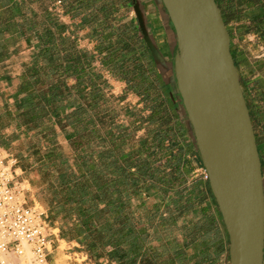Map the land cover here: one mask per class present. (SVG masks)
<instances>
[{
    "label": "crops",
    "instance_id": "obj_1",
    "mask_svg": "<svg viewBox=\"0 0 264 264\" xmlns=\"http://www.w3.org/2000/svg\"><path fill=\"white\" fill-rule=\"evenodd\" d=\"M215 3L246 32L233 61L264 193V0ZM177 56L161 0H0V147L16 160L30 206L38 204L30 189L38 190L53 231L48 264H117L93 259L80 243L81 212L62 208L70 189L73 205L89 207L93 229L123 237L106 253L139 254L121 264H141L171 243L170 254L191 247L204 264H229L228 236L178 92ZM66 221L79 242L62 238L70 235ZM60 241L79 249L60 251Z\"/></svg>",
    "mask_w": 264,
    "mask_h": 264
},
{
    "label": "water",
    "instance_id": "obj_2",
    "mask_svg": "<svg viewBox=\"0 0 264 264\" xmlns=\"http://www.w3.org/2000/svg\"><path fill=\"white\" fill-rule=\"evenodd\" d=\"M177 40L176 84L228 236L229 264H262L264 193L230 35L215 0H161ZM189 69L192 83H184Z\"/></svg>",
    "mask_w": 264,
    "mask_h": 264
},
{
    "label": "built area",
    "instance_id": "obj_3",
    "mask_svg": "<svg viewBox=\"0 0 264 264\" xmlns=\"http://www.w3.org/2000/svg\"><path fill=\"white\" fill-rule=\"evenodd\" d=\"M15 164L0 147V264H48L52 232L44 212L26 204Z\"/></svg>",
    "mask_w": 264,
    "mask_h": 264
},
{
    "label": "trees",
    "instance_id": "obj_4",
    "mask_svg": "<svg viewBox=\"0 0 264 264\" xmlns=\"http://www.w3.org/2000/svg\"><path fill=\"white\" fill-rule=\"evenodd\" d=\"M223 22L229 32V35L231 36V31L229 30V28L227 27V19L225 18L224 14L221 13ZM228 16L231 17V19L235 18V14L230 13ZM231 51V55L233 57V52ZM234 59V58H233ZM235 67H236V63L234 61ZM212 194V192H211ZM76 192L74 191V189H70L66 192V196L65 198V204L62 206V208H66L69 212L68 215L71 216L72 214H76V215H80L79 213L81 212V216L82 219L80 221L77 222V225L75 226L76 229H81L83 230V238L82 241L79 240V235H75L73 236L74 233V225L73 227H69V224H71L70 221H66L65 225L68 227V231L70 233L69 236L67 235H63L62 238L63 239H74L76 241H80V243L82 244V246L84 247V249H86V251H88V255L92 256L93 259L97 260L99 258H109L112 261L117 262V264H121L123 262L124 258L130 257V255H132L133 260H135L139 254L138 253H132V254H123L119 251L117 252H110V253H106L104 250L107 247H112L114 250L119 249L120 244L124 241L123 237L121 236L120 232L117 231L116 233H112L111 235L108 236V234H106V231L104 230V228L102 230H96L93 229L94 226H92V224L94 225V222H92L89 219V207L88 206H78V204L73 205L72 202H75L76 198ZM57 200V199H56ZM72 233V236H71ZM184 245V244H183ZM186 246V245H184ZM95 249H99V252H91ZM182 252L177 253V259H180V256H178V254H181ZM150 255V256H149ZM125 256V257H124ZM158 257H160V254L158 253H153V254H144V256L142 257L141 260V264H155V262L158 261ZM206 258L205 255H201L199 256V258H197L195 264H204L206 262ZM177 264V263H176Z\"/></svg>",
    "mask_w": 264,
    "mask_h": 264
},
{
    "label": "rangeland",
    "instance_id": "obj_5",
    "mask_svg": "<svg viewBox=\"0 0 264 264\" xmlns=\"http://www.w3.org/2000/svg\"><path fill=\"white\" fill-rule=\"evenodd\" d=\"M227 23H228V28L231 31L230 50H234V48H236L239 44H246V43H244V39L246 37L245 36L246 32H245L244 29H240L239 28L240 24L236 23V21H233L230 18L227 21ZM17 173H19V172H17ZM30 175L32 176L33 180H36V178H39L37 176V174H35V173H32ZM21 187L29 189V187H28V185L26 183H24ZM30 190H31L30 194L33 195L32 198H31L32 201L38 203V204L35 205V207L37 209H39L40 211H43V209L40 207V204H39L38 199L36 197V192L38 190L36 188H31ZM25 196H26V194H25ZM26 201H27V204L30 206V202H29L27 196H26ZM60 224H61V222L55 223L54 224V228H57ZM52 233H53V231H52ZM54 234H57V230H55ZM158 242H159L158 244L161 245V243H162L161 240H158ZM59 244H60L59 245L60 246V248H59L60 251H67V250L68 251H73V250L79 249V247H77V246H73L72 244H66V243L64 244L61 241L59 242ZM160 245H159V247H162ZM174 247H175V244L171 243L170 245H168L167 247L165 246L164 248L166 250L170 251V250H173ZM182 247L185 248L186 246L182 245V246H180L178 248H182ZM169 251L159 253L160 257L157 258L158 261L155 262V264H176V263L177 264H195V262H196V255L193 254V252H192L193 249L191 247H187L184 252L182 251L181 254H178V256H180V259H177V253H171L170 254ZM83 257H85V254L75 255V257H74L75 260H73V261L74 262H82ZM63 258H64V260H69L70 259L68 256H65ZM87 260H88V258H87ZM103 263H104V261H101L99 264H103Z\"/></svg>",
    "mask_w": 264,
    "mask_h": 264
},
{
    "label": "bare ground",
    "instance_id": "obj_6",
    "mask_svg": "<svg viewBox=\"0 0 264 264\" xmlns=\"http://www.w3.org/2000/svg\"><path fill=\"white\" fill-rule=\"evenodd\" d=\"M182 79L184 83H192V76L189 69H183Z\"/></svg>",
    "mask_w": 264,
    "mask_h": 264
}]
</instances>
